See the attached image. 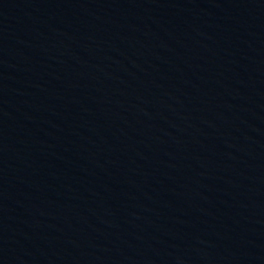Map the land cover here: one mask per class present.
Listing matches in <instances>:
<instances>
[{"label":"water","instance_id":"water-1","mask_svg":"<svg viewBox=\"0 0 264 264\" xmlns=\"http://www.w3.org/2000/svg\"><path fill=\"white\" fill-rule=\"evenodd\" d=\"M0 264H264V0H0Z\"/></svg>","mask_w":264,"mask_h":264}]
</instances>
